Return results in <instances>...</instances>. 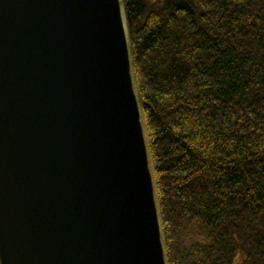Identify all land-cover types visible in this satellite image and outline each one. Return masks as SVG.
<instances>
[{
    "label": "water",
    "instance_id": "obj_1",
    "mask_svg": "<svg viewBox=\"0 0 264 264\" xmlns=\"http://www.w3.org/2000/svg\"><path fill=\"white\" fill-rule=\"evenodd\" d=\"M0 264H166L122 0H0Z\"/></svg>",
    "mask_w": 264,
    "mask_h": 264
},
{
    "label": "trees",
    "instance_id": "obj_2",
    "mask_svg": "<svg viewBox=\"0 0 264 264\" xmlns=\"http://www.w3.org/2000/svg\"><path fill=\"white\" fill-rule=\"evenodd\" d=\"M166 264H264V0H122Z\"/></svg>",
    "mask_w": 264,
    "mask_h": 264
}]
</instances>
